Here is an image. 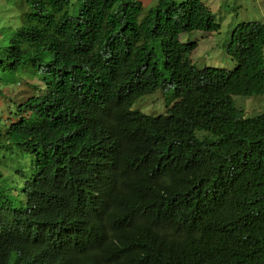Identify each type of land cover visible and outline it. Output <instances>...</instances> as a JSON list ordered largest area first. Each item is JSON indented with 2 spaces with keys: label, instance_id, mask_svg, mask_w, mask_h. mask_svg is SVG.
Returning <instances> with one entry per match:
<instances>
[{
  "label": "trees",
  "instance_id": "16d2710c",
  "mask_svg": "<svg viewBox=\"0 0 264 264\" xmlns=\"http://www.w3.org/2000/svg\"><path fill=\"white\" fill-rule=\"evenodd\" d=\"M2 1L14 16L6 24L0 16V97L35 62L50 69L47 86L63 116L84 124L85 145L101 178L108 175L103 207L82 200L83 189L70 194L40 180L59 168L45 146L64 141L56 129H41L49 116L40 111L32 123L8 122L0 133V144L40 151L44 165L15 202L51 225L40 234L55 242L49 262L264 264V113L245 117L233 99L264 96V20L231 30L230 69L198 68L189 59L196 44L179 35L219 29L200 0H158L147 10L137 0H80L73 13L68 0ZM157 90L163 113L133 109ZM33 102L28 97L18 111ZM49 111L54 123L63 117ZM0 208L12 211L10 194L0 192Z\"/></svg>",
  "mask_w": 264,
  "mask_h": 264
},
{
  "label": "clouds",
  "instance_id": "9594fccd",
  "mask_svg": "<svg viewBox=\"0 0 264 264\" xmlns=\"http://www.w3.org/2000/svg\"><path fill=\"white\" fill-rule=\"evenodd\" d=\"M0 1L1 4L5 5L2 0ZM157 1L153 3L152 6H154ZM206 7L208 8L207 5ZM0 16H2V14H0ZM238 24L234 27H237ZM233 28H231V30ZM219 30L220 24L217 31L207 33H216L219 32ZM180 36L181 35H179V37ZM35 64L37 66L36 68L32 69L28 67V69L22 73V79L19 84L2 87L3 96L0 97V115L4 116L6 119V125L3 127L0 126V133H3L11 122L17 120H21L25 123H32L37 119L38 111L45 114L44 118L49 116L48 123L46 121H39L41 129L49 127L56 129L55 136L64 141H58L55 144L45 146L46 149L51 150L54 160H58L59 168L50 174L39 175L38 178L46 183H61L70 194H74L83 189L84 194L81 196L82 200L91 199L97 205L103 207L102 186L108 175L101 178V163L93 160V152L85 145L82 134L84 124L74 127L70 124L68 118L63 116L59 108V99L56 96V92L53 91L52 87L49 85L47 86L49 78H52V74H48L50 69L48 70L37 62H35ZM30 96L35 97V102L29 105V111L25 108L22 111H18V107L23 105ZM53 108L55 114L63 116L55 123L52 118L54 111L50 114L48 113L50 112L49 109L52 111ZM49 134L53 135V132H49ZM18 145L19 144L11 143L0 144V161L1 159H5V156H3L4 153L9 152L10 154L15 153L20 159L28 158L32 162L33 170L34 167L44 165L41 163V154L38 148L32 149L31 152L27 153L20 151ZM236 165L240 166L243 172L245 171L243 163ZM24 183L25 181L19 186L18 190L15 191L10 189L8 193L4 191L0 184L1 194L3 196L10 194L12 205V211L10 213L0 208V264H22V260H26L32 256L37 258V264H51L49 262V257H51L54 252H57L54 250L55 242L45 239L40 235L41 232L44 231L43 226L50 227L51 225L43 221L34 209L27 207L21 212L18 211L16 207L15 200L20 189L23 188ZM36 241L39 242L24 252L12 254L9 251L12 244ZM59 251H62V248Z\"/></svg>",
  "mask_w": 264,
  "mask_h": 264
},
{
  "label": "rangeland",
  "instance_id": "374dc122",
  "mask_svg": "<svg viewBox=\"0 0 264 264\" xmlns=\"http://www.w3.org/2000/svg\"><path fill=\"white\" fill-rule=\"evenodd\" d=\"M142 4L143 10L149 9L157 0H137ZM180 1V0H176ZM212 12L216 22L220 24V30L216 33L192 32L182 34L181 42H193L196 49L189 55L193 65L198 68L204 66L223 67L230 69L232 61L224 52V46L231 28L240 22H260L264 19V0H202ZM0 14L3 24L14 16L0 1ZM80 7V0H69V9L73 13ZM4 19V20H3ZM264 52V50H263ZM7 94V93H6ZM235 105L243 110L245 117H254L264 113V96L258 97H233ZM133 109H139L146 114L156 115L165 110V99L162 90H157L151 95L140 98ZM5 159L0 161V184L8 193L10 189L18 190L19 186L33 172L32 162L28 159H20L15 153H4Z\"/></svg>",
  "mask_w": 264,
  "mask_h": 264
}]
</instances>
